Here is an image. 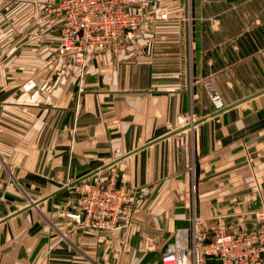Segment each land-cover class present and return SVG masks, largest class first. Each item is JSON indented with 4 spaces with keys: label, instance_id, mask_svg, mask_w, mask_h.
<instances>
[{
    "label": "crops",
    "instance_id": "1",
    "mask_svg": "<svg viewBox=\"0 0 264 264\" xmlns=\"http://www.w3.org/2000/svg\"><path fill=\"white\" fill-rule=\"evenodd\" d=\"M51 7L0 0V264H137L141 235L158 259L173 220L193 209L207 238L219 224L253 228L264 204V0H192L188 20L184 0H152L167 17L137 35L134 58L106 48L65 78L70 64L47 63L60 27ZM207 83L225 106L166 135L189 108L210 111ZM90 171L82 179L137 190L127 230L64 215L70 185Z\"/></svg>",
    "mask_w": 264,
    "mask_h": 264
},
{
    "label": "built area",
    "instance_id": "2",
    "mask_svg": "<svg viewBox=\"0 0 264 264\" xmlns=\"http://www.w3.org/2000/svg\"><path fill=\"white\" fill-rule=\"evenodd\" d=\"M52 11L60 19L59 35L52 56L58 64L67 60L82 67L87 57L109 48L120 49L137 39L150 25L167 17L165 11L150 9L152 0H50ZM189 19L192 0H184ZM208 101L214 111L225 104L220 93L205 85ZM191 108L178 117V126L192 128L203 117ZM193 170V165L188 166ZM57 176V175H56ZM57 178V177H55ZM69 184L68 178L64 179ZM76 192L73 210H66L77 227L104 230H127L132 219L136 189L116 184L113 176H94L71 184ZM254 227L228 230L217 225L209 238L201 218L194 209L187 227H177L173 240L167 241L159 253L160 264H264V205L251 211Z\"/></svg>",
    "mask_w": 264,
    "mask_h": 264
},
{
    "label": "rangeland",
    "instance_id": "3",
    "mask_svg": "<svg viewBox=\"0 0 264 264\" xmlns=\"http://www.w3.org/2000/svg\"><path fill=\"white\" fill-rule=\"evenodd\" d=\"M122 48L123 49H129V50H131L129 57L127 58L128 60L134 58V55L137 54V40L134 41V42L132 41L130 43H127V44L123 45ZM114 51H116V50H114ZM47 63L50 65V68L51 69L54 68L55 70L61 68L63 66V64H66V65H69L70 64L67 60H63L61 63L58 64L57 60H55L51 54L49 56V59L47 60ZM71 66H67L69 70L67 69V71L61 75L62 78H65L66 76H68V72H72L74 70H76V71L79 70V72H81V74L84 73L85 72V68H86V61L83 64L82 67H78L76 65H71ZM74 66H76V67H74ZM193 171H194V168H193V170L191 172H193ZM74 193H75V190L73 189V194ZM169 232H170V234L173 235V230H169ZM169 232L167 231V233L164 234V237H167V235H168ZM144 236H146V235H141V237H140L142 239L141 243L143 242L142 245H141V247H140L141 248L140 250H143L142 251L143 254H142V257L139 260H137V264H155L157 262V260L159 259V258L157 259L158 256L156 254L158 252V248L155 247L154 249L153 248L150 249V247L147 246L148 244L145 245V243H144L145 242ZM159 242H161L160 239H159ZM143 245H145L144 248H142Z\"/></svg>",
    "mask_w": 264,
    "mask_h": 264
},
{
    "label": "water",
    "instance_id": "4",
    "mask_svg": "<svg viewBox=\"0 0 264 264\" xmlns=\"http://www.w3.org/2000/svg\"><path fill=\"white\" fill-rule=\"evenodd\" d=\"M209 109H210V112H211V113H214V112H215V111L213 110V107H212L211 104L209 105ZM187 127H188V125H182V126H179V127L175 128V129H173V130L167 132L166 135L171 134V133H173V132H175V131H178V130H181V129L187 128ZM93 172H94V171H90V172H88V173L82 175L81 177L77 178L76 180H80V179H82V178H84V177H86V176L92 174ZM173 223H174L175 227H187V226H188V219L175 218V219L173 220ZM172 240H173V237L170 236L169 239H168V241H172ZM155 264H160V259H158L157 262H156Z\"/></svg>",
    "mask_w": 264,
    "mask_h": 264
}]
</instances>
